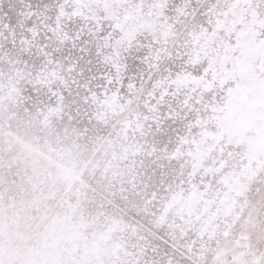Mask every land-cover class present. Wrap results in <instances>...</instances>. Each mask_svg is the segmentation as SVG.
<instances>
[{
	"label": "snow or ice",
	"instance_id": "snow-or-ice-1",
	"mask_svg": "<svg viewBox=\"0 0 264 264\" xmlns=\"http://www.w3.org/2000/svg\"><path fill=\"white\" fill-rule=\"evenodd\" d=\"M145 34L152 38L140 58L146 69L124 85V53ZM0 40L14 52L0 54V130L29 102L23 110L35 106L36 118L48 123L68 105L70 119L83 118L85 105L120 99L128 115L113 130L129 160L110 184L121 194H142L145 215L156 217L101 252L79 241L55 243L39 213L9 195L13 165L0 159V264H264V0H53L43 7L0 0ZM129 130L143 143L129 140ZM149 134H159L164 147L148 142ZM193 188L209 203L233 197L231 215L245 227L232 251L207 233L185 239L192 225H170V240L160 235L169 201ZM156 240L170 251L162 255Z\"/></svg>",
	"mask_w": 264,
	"mask_h": 264
},
{
	"label": "rangeland",
	"instance_id": "rangeland-1",
	"mask_svg": "<svg viewBox=\"0 0 264 264\" xmlns=\"http://www.w3.org/2000/svg\"><path fill=\"white\" fill-rule=\"evenodd\" d=\"M52 2L53 0H33L34 5L39 3L41 7ZM49 15L53 13L50 12ZM27 25L31 26L32 20H28ZM16 31L19 33L21 29L17 28ZM151 42L152 38L145 34L138 38L135 48L124 53V63L127 64V71L123 72L124 85L129 78H134L137 82L141 79L140 73L146 66L140 58L147 53V45ZM0 44H3L0 54L5 50L14 54L11 43L0 40ZM69 48L70 44L66 45L65 52ZM2 67L4 66L0 65ZM101 70L107 72L108 67ZM99 83L104 85L103 81ZM107 87L113 85L109 84ZM116 87L119 93H125V87L120 86L119 81L116 82ZM31 94L32 88L29 86L24 95ZM64 95L67 100L72 99L67 93ZM41 99L49 104L55 102V98L48 100L47 96H41ZM30 103L17 106L16 116L7 121L0 130V159L13 165L16 184L9 195L23 201L33 212L39 213L42 230L55 243L79 241L90 251L101 252L106 244L133 234L131 226L142 223L151 227L149 220L156 217L145 215L142 194L134 195V190L121 194L118 184L115 189L111 186L120 178L118 174L127 172L126 165L129 160L125 153L126 142L122 137H117L113 130L114 127L119 128L118 120L128 115V109L122 106V101L110 98L107 102L85 105L81 110L83 118L73 113L71 119L68 115L69 108L74 106L68 105L64 108L63 115L53 117L48 123L36 118L35 106L30 107L28 112L23 110ZM139 110L143 111L142 105ZM85 111L87 115H83ZM129 140L143 143L138 133L133 138L131 130ZM147 140L157 148L164 147L163 143H157L159 134H149ZM172 147L173 145H168L169 150ZM141 159L147 162V158L137 155L138 163ZM142 172L144 168L140 167L137 176ZM150 173L149 169L147 174ZM113 174L117 175L110 184L109 178ZM159 178L157 170V183ZM237 191L238 185L234 184L233 194ZM232 207L233 197L226 196L219 202L213 200L209 203L203 201L195 188L187 193L178 191L160 217V235L164 240H170V236L165 235L166 231H170V225L177 228L192 225L194 230L185 239H200L202 234L207 233V238L213 241L219 239L224 250L230 252L235 248L237 237L245 227L238 216L231 215ZM149 211L157 209L152 208ZM228 229L231 235L226 238L222 232ZM154 243L161 246L162 255L170 251L162 240Z\"/></svg>",
	"mask_w": 264,
	"mask_h": 264
}]
</instances>
